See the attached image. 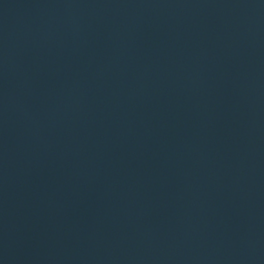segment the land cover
<instances>
[{"label": "water", "instance_id": "95a60500", "mask_svg": "<svg viewBox=\"0 0 264 264\" xmlns=\"http://www.w3.org/2000/svg\"><path fill=\"white\" fill-rule=\"evenodd\" d=\"M0 264H264V0H0Z\"/></svg>", "mask_w": 264, "mask_h": 264}]
</instances>
